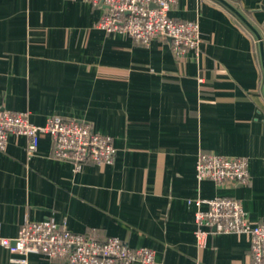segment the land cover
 <instances>
[{
    "label": "crops",
    "instance_id": "1",
    "mask_svg": "<svg viewBox=\"0 0 264 264\" xmlns=\"http://www.w3.org/2000/svg\"><path fill=\"white\" fill-rule=\"evenodd\" d=\"M224 1L245 21L221 0L170 6L172 19L199 24V56L177 58L167 39L106 33L97 26L103 8L84 0H0V106L36 125L84 121L115 148L112 163L74 171L53 156L48 134L33 156L25 136L10 134L0 150V237L50 218L150 248L155 264H251L244 233H212L199 248L188 203L229 196L264 223V69L250 28L263 34L264 0ZM200 152L245 157L249 184L198 182ZM18 256L0 245V264Z\"/></svg>",
    "mask_w": 264,
    "mask_h": 264
},
{
    "label": "built area",
    "instance_id": "2",
    "mask_svg": "<svg viewBox=\"0 0 264 264\" xmlns=\"http://www.w3.org/2000/svg\"><path fill=\"white\" fill-rule=\"evenodd\" d=\"M103 8L97 26L106 33H123L135 41L167 39L173 55L182 58L200 53L197 20H175L168 10L176 0H84ZM264 41V32L260 36ZM10 134L26 137V150L33 156L39 138L48 134L53 156L68 161L78 171L87 161L105 165L113 162L115 148L109 135L93 130L81 120L51 116L44 125H36L24 111L0 106V150ZM198 182L210 180L216 185H247L250 182L248 160L200 152L195 163ZM195 207L194 236L199 248L205 247L209 234L244 233L248 236L251 264H264V223H252L240 201L229 196L188 199ZM0 245L12 255L11 261L28 264L29 254H42L67 264H155L154 252L147 247H131L115 236L103 240L93 233H79L50 218L25 220L14 237H0Z\"/></svg>",
    "mask_w": 264,
    "mask_h": 264
},
{
    "label": "water",
    "instance_id": "3",
    "mask_svg": "<svg viewBox=\"0 0 264 264\" xmlns=\"http://www.w3.org/2000/svg\"><path fill=\"white\" fill-rule=\"evenodd\" d=\"M224 4H226L228 7H230L243 21H245L244 20V18L242 17V15L237 11V10H235L232 6H230L226 1H224V0H221ZM247 23V22H246ZM247 25H249L248 23H247ZM250 26V25H249ZM250 28L255 32V34H256V36H257V38L259 39V41H260V51H261V60H262V66H263V69H264V52H263V42H262V40H260V35H259V33H257V31H255L251 26H250Z\"/></svg>",
    "mask_w": 264,
    "mask_h": 264
}]
</instances>
